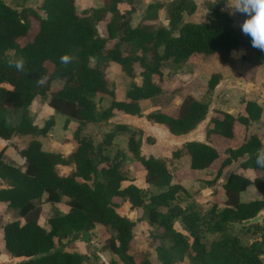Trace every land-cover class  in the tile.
Segmentation results:
<instances>
[{
	"label": "trees",
	"instance_id": "trees-1",
	"mask_svg": "<svg viewBox=\"0 0 264 264\" xmlns=\"http://www.w3.org/2000/svg\"><path fill=\"white\" fill-rule=\"evenodd\" d=\"M139 0H100L84 10H78L74 0H41L39 9L24 6L11 7L0 0V138L8 140L12 134H45L53 125V117L47 116L37 125L28 112V105L36 95L45 97L46 104L65 116L63 127L70 120L75 122L73 135L75 145L64 157L59 152L45 150L36 138L17 148L23 165L4 160L8 141L0 145V202L16 210L18 218L2 222L3 245L0 253L8 259L0 264H83L84 254L66 250L58 245L61 238L86 232L99 224L106 236L102 248L116 256L122 264H135L128 252L134 220L119 213L115 207L122 199L129 206L139 207L147 222L161 228L169 244L154 246L157 264H173L187 256V264H262L259 255L264 251V226L261 233L241 241L232 233H222L205 246L201 236L206 232H221L231 221L241 222L264 207V177L252 178L229 173L221 183L223 206L217 208L212 202L203 207L188 199V191L178 182L177 174L167 167V158L139 153L140 137L134 129L122 124L114 125L97 141L79 136V127L96 119H105L120 110L139 114L138 100L160 94L162 86L154 75L160 76L164 60L173 64L184 61L194 53H217L219 58L229 60V53L240 48L247 55L264 59V51L252 47L251 37L242 33L240 27L232 26L233 16L227 0H205L206 20L188 21L182 14L195 9L193 0H155L140 8L135 25H130V13L139 8ZM165 5L166 24L157 19L158 8ZM30 17L36 20V29L22 43L19 39L28 34ZM104 20V34L97 30ZM109 41H111L109 43ZM11 50L8 55L7 51ZM69 54L75 59L68 65L60 63V56ZM24 56V72L7 67L5 58ZM116 62L130 79L136 72L140 81L131 80L125 88L124 99L114 97L113 82L106 78L104 68L108 61ZM46 76L43 86L36 80ZM61 82L53 87V79ZM220 78L218 71L209 74L206 87L212 89ZM108 95L107 106L97 112L94 94ZM244 113L214 109L205 128V135L216 139H231L236 125L246 126L259 117L261 107L253 99L243 100ZM155 108L145 113L146 119L158 122L173 134L193 128L205 115L207 105L191 94H185L171 110ZM8 112L16 117L10 121ZM126 133V149L134 157L131 171L126 153L113 147L111 139L116 131ZM261 136L245 134L235 145L223 148L200 140H186L170 152L171 158L188 154V170L212 168V182L232 159L242 167L260 170L255 165L257 149L262 148ZM131 161V160H130ZM72 163L73 169L66 174L56 170V164ZM151 191L142 195V188L135 184V172ZM264 171V170H261ZM179 173V176H183ZM79 177L80 179H77ZM127 181V182H125ZM253 184L261 197L241 201L238 193ZM182 194V196H181ZM63 201L67 208L60 211L53 206L43 227L38 218L41 202L55 205ZM173 219H178L186 234L174 229ZM259 225L258 222L244 225ZM82 240L86 236L81 235ZM116 262L114 258L109 263ZM140 264H152L143 258Z\"/></svg>",
	"mask_w": 264,
	"mask_h": 264
},
{
	"label": "rangeland",
	"instance_id": "rangeland-1",
	"mask_svg": "<svg viewBox=\"0 0 264 264\" xmlns=\"http://www.w3.org/2000/svg\"><path fill=\"white\" fill-rule=\"evenodd\" d=\"M5 3L10 5L11 7H15L17 9L24 7V6H29L34 9L40 14H43L42 10L39 9L40 1L41 0H3ZM135 1V0H134ZM202 0L200 3L201 5L205 8ZM100 3V0H74V4L78 10H84L87 9L88 7L92 5H97ZM206 14L199 15L197 18L200 20H206L208 17L207 9L205 8ZM133 15L130 14V23L132 21ZM157 19L162 22L163 24H166V19H165V5L162 7L158 8L157 10ZM36 29V20L30 17V28L29 32L27 35L21 37L19 39V42L22 43L24 42ZM97 30L100 34H104V20L99 21L97 24ZM111 41H109L110 43ZM8 55H10L12 52L11 50L7 51ZM247 50L244 48H240L237 51H235L233 54L236 55V57L232 56L230 60H223V58H219L217 53H212V54H203V53H194L189 55L184 61L179 62L177 64H173L170 60H164L162 66H161V73L160 76L157 77L154 75V79L159 82V84L162 86L163 91L158 94L155 98L156 101L159 102L161 105H167L170 106L169 104L175 105L176 103L179 102L182 96L187 94L183 88H194L197 89L195 92L197 95H203L205 94V91L203 88H206V80L211 72L217 69L218 63H230L235 65L239 70H240V75L243 77H252L253 75V64L250 61V58L253 56L247 55ZM239 55H241V60L239 58ZM234 58V59H233ZM237 58V59H236ZM254 65V64H253ZM138 67H135V75L133 79L129 78L128 76H125V79H120V77L117 74L112 73L111 69L109 66H105L104 72L106 78H110L113 82V88L116 92V95L121 94V89L125 88L128 86L129 82L131 80L135 81L136 83L140 81L139 76L137 75ZM61 82L60 78H55L51 81L50 87H53L58 85ZM217 84V83H216ZM218 88V84L215 85L213 88ZM210 91V90H209ZM104 96V95H103ZM200 98V97H199ZM201 99V98H200ZM45 100L46 96L42 97L39 96L37 97V101L31 105V110L33 111V115L36 116L34 119H37L40 117L38 122L40 124L43 122V120L49 115L47 111V107L45 106ZM153 100V99H152ZM109 101V96L105 95L104 96V105H106ZM204 101V100H202ZM157 102L153 101H145L144 107H149L150 104L154 105ZM205 102V101H204ZM31 104V103H30ZM103 105V106H104ZM99 109L101 108L100 105ZM174 108V107H173ZM99 109L97 112H99ZM55 112V111H54ZM7 117L10 121H13L16 117V114L14 112H8ZM56 117L57 123L55 124V119H54V124L55 127L52 129V133L50 132L49 135H45L43 137V145L41 147L43 149L47 148H53L54 151H63L64 153L68 152L73 145H75L74 141V135L71 138L70 135L68 137H65L63 135L62 131V115L58 112H55L53 115V118ZM36 121V120H35ZM53 124V125H54ZM159 126H156L152 129H150L155 136L157 137L158 143H156V148L161 147V145H166L168 144L169 146L171 145V140L167 138V130L166 127H164L162 124H158ZM73 127L74 124H71ZM51 130V129H50ZM136 131V134L140 137V139L143 141L142 143V151L143 152H149V149L147 148V142L148 139H151L149 135H144L139 129H134ZM167 131V132H166ZM103 130V125L101 127L100 124H85L81 125L79 129V136L84 135L88 136L92 139V141H97L99 140L102 135L104 134ZM18 135V136H17ZM26 136V135H24ZM35 138L39 139L41 141L42 135H32ZM48 137L52 138V141H48ZM126 137V136H125ZM153 139V138H152ZM8 142L11 145H8L7 148L4 150V160L15 163L19 166H22L23 164V158L17 153V148H20L21 146H24L26 144L25 139L21 137L19 134H13L10 136V139ZM153 142V141H152ZM151 142V143H152ZM150 143V142H148ZM2 144V143H1ZM0 144V145H1ZM114 145H118V142H115ZM139 151H141V148H139ZM172 151V150H171ZM159 153H162L163 151H158ZM144 154V153H143ZM131 158L134 159V157L131 155ZM171 157L169 156L168 159ZM129 157H127V160ZM128 164V161L126 162ZM66 166L58 165L57 169L60 171H64ZM138 172H135L134 181L142 188V195L146 196L152 189V187H148L146 183L144 182L143 179L137 178V176H141L140 171L136 170ZM129 173L133 174L131 171V168L129 167ZM137 178V179H136ZM127 182V181H125ZM144 182V183H143ZM254 187V186H253ZM182 196V194H181ZM191 200V199H187ZM59 204L52 205L47 202H41V213L38 218V222L45 228L48 227L46 223V218L53 209V206H57V208L60 209H65V205L63 204V201L57 202ZM62 211V210H60ZM128 216L130 219L134 220V223L131 227V232H132V237L129 242V247H128V252L131 253L134 256L135 264H140L141 260L143 258H148L152 264H157L156 258H155V251H154V246L158 243H164V244H169L170 239L168 236H165L161 232V228L158 227L155 224H149L147 222L145 213L142 211L141 208L139 207H130L127 211ZM12 218H18L20 221H22V218L19 217L17 214L16 210L10 207H6L3 203L0 202V224L3 221H6L8 219ZM259 225H250L248 228H243V225H236V227L233 224L227 225L223 231L221 232H206L203 233L201 236V240L204 242L205 246H208L210 241L216 237H218L222 233H234L239 236L241 241H248L250 238L258 236L259 233H261V228L260 224L263 225L262 219L261 221H257ZM256 223V222H254ZM172 226L174 229H179L181 232H184L182 230V224L179 221V224L173 219L172 221ZM264 226V225H263ZM181 227V228H180ZM86 236V240L81 241L80 245V250L83 252L84 257H83V264H110L109 259L112 257H109L107 255L101 256L98 255L97 252L101 249H103L102 242L104 236H106V233H104V229L102 230V227L99 224H95L93 228L90 230H87L86 232L78 233L76 235H70L64 238H61L60 241H58V245H62L64 249L66 250H74L75 243L72 241H75L77 239H81V235ZM186 234V233H185ZM3 245V240H2V228L0 225V248ZM264 246V241L263 244ZM111 254V252H109ZM113 264H122V262L116 257ZM8 257L0 253V261L7 260ZM187 261V256H184L182 260L175 262L174 264H182V262Z\"/></svg>",
	"mask_w": 264,
	"mask_h": 264
},
{
	"label": "crops",
	"instance_id": "crops-1",
	"mask_svg": "<svg viewBox=\"0 0 264 264\" xmlns=\"http://www.w3.org/2000/svg\"><path fill=\"white\" fill-rule=\"evenodd\" d=\"M153 1H155V0H139V3H138L139 8L130 13L133 15L130 25H132V26L135 25L137 20L139 19L140 8H143L146 3L153 2ZM158 1L166 2L168 0H158ZM193 1L195 3L194 11H192L189 14L183 13L182 14L183 20L197 22V21H199V19L197 18L199 15L206 14L205 8L200 3L202 0H193ZM232 4H233V0H227V7H228L231 15L233 16L232 26L234 28H238V27H240V24L245 19H247L248 17L245 14L234 11L231 8ZM233 53H229L230 58L232 56L236 57V55H234ZM230 58H229V60H230ZM239 58L241 60V55H239ZM250 61L254 64V65L251 64V66H253V69H254L253 75H251L252 77H247V76L243 77L242 75H240V70L235 65L230 64L229 62L228 63L224 62V63H218L217 69L214 70V71H218L220 73V78L217 82V84L219 86L218 88L217 87L212 88V89L203 88V90L205 91V94H203V95H200V93H199V95H197L195 92L197 89L183 88L186 93L191 94L192 96H194L198 100H201V101L204 100L206 105H207V110H206L204 117L193 128L189 129L188 131H186L184 133L173 134V133H170L166 129L168 131V132L166 131L167 132V138L171 140L170 146L168 144H166V145H161V147H159V148H156V146H157L156 143H158V140H157V137L155 136V134L150 129L158 126L157 125L158 122L150 121V120L146 119V117H145V113L148 112L149 110H152L155 108L167 109L169 107L167 105H161L159 102H157L156 98H155L157 95L153 96V97H149V98H141L138 100L139 107H140V113L139 114H131V113L123 112L120 110H116L113 112V114H111L110 116H108L105 119L100 118V119H96V120H92V121H87V122L83 123L82 125L100 124L101 127L103 125V130L105 132L113 129L114 125H117V124H122V125L126 126L127 128H130V129H139L142 132L143 136L149 135L150 137L153 138V139L152 138L148 139V142H150V143L147 142V148H145V149H149V152H143L142 151L143 141L140 139L139 148H141V151H139V153L141 155H143V156L154 155V156H160V157L167 158L166 163H167V167H168L169 171L172 172L173 174L178 173L176 181H178L188 191V195H189L188 198L189 199H193L194 201L201 204L205 208L208 207L212 202H214L216 204L217 208H221L224 205L223 204L224 195L221 191L220 185L226 179V177L229 173H237V174L246 176L248 178H252L254 175H260V176L264 177V171L257 170V169L254 170V169L249 168V167L240 166L239 161L244 157V155H243V156H239L235 159H232L229 162V164L215 178V180H213L212 182L209 183L206 180L210 179L212 177V175H213V171H212L213 169L212 168L208 167V168H201V169L193 170V175H192V172L190 170H188V161L189 160H188V154L186 152H182L180 154V156H178L176 158L168 159V157L170 156L171 150L178 148L186 140L205 141V142L211 143L214 146L223 148V147L228 146V145H230V146L235 145L240 140H242V138L245 134H249V133H256V134L260 135L261 141L263 142L262 147H264V59H258V58L252 57V58H250ZM108 66L110 67L113 75L117 74L120 77V79H125V76H124L125 74L121 71L119 65L116 62L110 60V61H108ZM125 88L121 89L122 95L121 94L116 95V92L114 90V97L116 99H124L125 98V96H124ZM104 96L100 95L98 93L94 94L92 96V99L95 102L96 110L99 109L98 105H100L101 108L108 105V103L110 101V97H109L108 103L106 105H104ZM37 97H39V96L36 95L32 98V100L30 102L31 104L29 103V105H28V112H29V115L31 116V118L34 121L36 120L35 123L37 125H40V122H38V120H37L40 117H38L37 119H34L36 114L34 116L33 111L30 108L31 105L37 101ZM245 99H253L260 105L261 111H260L259 117L256 120L249 122L246 126L236 125V127L234 129V135L231 139H220V138L216 139V138H213L212 135H211V137L205 135V128L209 124V118L213 114L214 109L225 110L227 112H230L233 115L242 114V113H244L243 100H245ZM145 101H153V102H157V103H155L154 105L150 104L149 107H144ZM169 105L171 106L170 108L173 111L172 104H169ZM45 106L47 107L46 109H47L48 113H50L49 115H51L53 117V115L55 114L56 111L54 112V110L46 104V100H45ZM100 109H99V111H100ZM49 115H47V116H49ZM62 116H63L62 117V123H63L65 116L64 115H62ZM54 119H55V124H56L57 123L56 117L53 118V124H54ZM55 124L52 125V127L50 128L51 130L48 129L51 133H52V129L55 127ZM71 124L75 125V122L70 120L68 122V124L66 125V127H63V125H62V131H63V135L65 137H68L69 135L71 138L73 137L74 126L72 127ZM158 124H160V123H158ZM79 129H80V127H79ZM48 130L46 131L45 134L26 133V134H19V135L21 137H23V139H25L26 143L31 138H35L32 135H35V136L36 135H42L41 141L39 139L38 140L40 141L41 145H43V140H42L43 137L46 134L47 135L50 134V132ZM24 135H26V136H24ZM125 136H126V133L124 131L118 130L113 135L111 142L113 143V147H117L119 149H122L126 153L127 157H129V159L127 160L128 161V168L129 167L132 168V164L134 163L135 160L133 158H131V153L129 151H127V149H126V137ZM48 138H49L48 141L49 140L52 141V138H50V137H48ZM8 140H3L0 138V144L6 142ZM115 142H118L117 146L114 145ZM73 147H74V145L72 146V148ZM71 149L66 153H64L63 151H58V150L54 151V149L51 147L47 148L45 150L53 151V152H59V153H61L62 156L65 157L71 151ZM158 151H163V152L159 153ZM58 165L61 166V164H56L55 167H56L57 172L60 174H66L70 170L73 169L72 163L62 164L64 166H66L64 171L58 170L57 169ZM179 173H183L184 175L179 176ZM140 177L141 176H137V178H140ZM76 178L80 179L79 177H76ZM141 179H143V178L141 177ZM132 181L135 184H137L134 180H132ZM1 185H3V182L0 179V186ZM253 186H254L253 184H248L243 190H240L238 193L239 200L247 201L250 199L261 197V193L256 189L255 186L254 187ZM56 204H59V203H56ZM63 204L66 206V204L64 202H63ZM66 208H67V206L65 207V209H60V210L65 211ZM129 208H130L129 202L126 199H122L119 202V205L115 207V210L118 211L119 213L128 215L127 211ZM260 210L264 211V207L261 208ZM261 219H262V222H260V223H263V225H264V214L261 217ZM261 219H260V221H261ZM174 220L179 224L178 219H174ZM230 224H233L235 227H236V225H243V226L247 225V224H243L242 221L241 222L231 221V222L227 223V225H230ZM248 224H250V223H248ZM182 230L184 231L183 233H186V231L183 228H182ZM232 234H233V232H232ZM81 241H83V240L77 239V240L72 241V242L75 243V246L73 247L74 250L83 253L80 250V245L82 244ZM97 254L101 255V256L107 255V256L115 259V257L112 254H109V251L107 249H101L97 252ZM259 257L262 260V264H264V251L262 253H260ZM182 264H187V261L186 262L183 261Z\"/></svg>",
	"mask_w": 264,
	"mask_h": 264
},
{
	"label": "clouds",
	"instance_id": "clouds-1",
	"mask_svg": "<svg viewBox=\"0 0 264 264\" xmlns=\"http://www.w3.org/2000/svg\"><path fill=\"white\" fill-rule=\"evenodd\" d=\"M231 8L248 17L240 24V29L243 34L251 37L252 47L264 51V0H233ZM59 59L60 63L66 66L75 57L62 54ZM5 63L7 67L14 68L17 72L25 71L26 59L24 56H8L5 58ZM46 81V76H40L36 80L37 86H43ZM255 165L258 169L264 170V147L257 149Z\"/></svg>",
	"mask_w": 264,
	"mask_h": 264
},
{
	"label": "water",
	"instance_id": "water-1",
	"mask_svg": "<svg viewBox=\"0 0 264 264\" xmlns=\"http://www.w3.org/2000/svg\"><path fill=\"white\" fill-rule=\"evenodd\" d=\"M263 214H264V211L263 210H258L253 216L244 218L242 220V223L243 224H248V223L257 222V221H259L261 219V217L263 216Z\"/></svg>",
	"mask_w": 264,
	"mask_h": 264
}]
</instances>
